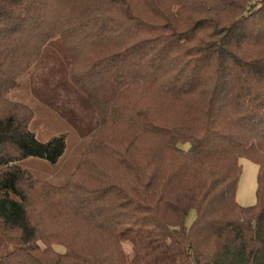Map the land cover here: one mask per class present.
I'll use <instances>...</instances> for the list:
<instances>
[{"label":"trees","instance_id":"16d2710c","mask_svg":"<svg viewBox=\"0 0 264 264\" xmlns=\"http://www.w3.org/2000/svg\"><path fill=\"white\" fill-rule=\"evenodd\" d=\"M57 38L102 125L56 186L22 161L56 164L67 136L0 117V228L20 244L0 264H264V0H0V84L26 40Z\"/></svg>","mask_w":264,"mask_h":264},{"label":"rangeland","instance_id":"374dc122","mask_svg":"<svg viewBox=\"0 0 264 264\" xmlns=\"http://www.w3.org/2000/svg\"><path fill=\"white\" fill-rule=\"evenodd\" d=\"M26 41L27 46L23 48L26 56L21 60L24 70L16 78L15 87L8 88L6 84L11 86L13 81L7 78H3L0 84V117L15 114L21 119H29L30 129L42 141L61 133L67 136V149L56 164L33 157L22 161L23 167L35 179L45 180L56 186L65 185L102 121L100 122L85 92L74 82V65L63 41L54 39L38 53L33 43L35 40ZM6 49L12 50L8 47ZM7 63L10 68L9 59ZM185 109L186 106L183 107ZM184 148L188 149V145H184ZM97 162L94 155H91L87 162V173L92 169H99L101 165L98 166L100 162ZM240 162L242 174L238 183L237 201L245 207L253 206L257 203L258 165L245 158ZM195 217L196 213L191 211L186 225L190 226ZM42 228H52L49 220L45 221ZM12 236L13 233L7 234L0 228V258L11 247L20 246Z\"/></svg>","mask_w":264,"mask_h":264}]
</instances>
